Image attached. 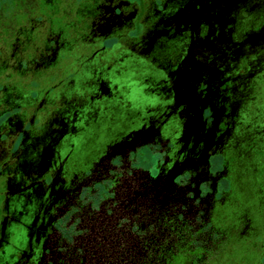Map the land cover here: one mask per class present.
<instances>
[{
	"label": "flooded vegetation",
	"instance_id": "1",
	"mask_svg": "<svg viewBox=\"0 0 264 264\" xmlns=\"http://www.w3.org/2000/svg\"><path fill=\"white\" fill-rule=\"evenodd\" d=\"M17 1L23 21L0 45V100L43 89L41 76L62 68L81 101L44 105L38 151L35 115L17 132L27 109L0 108V264H84L83 233L105 219L142 242L162 234L160 264L219 261L249 237L264 264V0ZM79 9L89 17L62 36ZM122 28L132 36L102 45ZM72 40L75 69L62 52ZM121 59L139 76L112 80ZM70 132L106 142L80 164L62 141ZM148 198L158 199L159 229L144 222Z\"/></svg>",
	"mask_w": 264,
	"mask_h": 264
},
{
	"label": "rangeland",
	"instance_id": "2",
	"mask_svg": "<svg viewBox=\"0 0 264 264\" xmlns=\"http://www.w3.org/2000/svg\"><path fill=\"white\" fill-rule=\"evenodd\" d=\"M138 2L140 3V1L138 0ZM3 3H7V7H3L1 5V8L3 10V13H1L0 15V45H3V43L6 41L7 37L9 36L10 33H12V29L15 28V24L20 23L23 21V11H22V4L18 3L17 0H4ZM75 14V15H74ZM74 15V17H73ZM2 16V17H1ZM84 16V17H83ZM89 15L86 14V10L83 11V9H79V10H73V12H70V20L65 23L62 22L60 24L59 27H61V31H62V36L66 35V31H73L74 33L76 32V30H78V26L81 25V23L79 22L80 20H82L83 18H88ZM57 27V26H56ZM132 33V32H131ZM130 31H125L124 28L122 29H114L112 32L107 33L105 35H102V45L105 47H110L111 45L115 46V44L117 43V39L120 38V36L122 35V38L124 39V36H126L127 38H130L131 35ZM117 37V38H116ZM96 38V37H95ZM79 40V39H78ZM99 40V38H96L94 41ZM93 41V42H94ZM76 41L72 40L71 42H69L67 44V48H62V52H67L69 57H71V67L72 69L77 68L78 63L77 61L75 62L74 60H77L78 58V54L75 53L76 51ZM112 46V47H113ZM84 52H86V49H83ZM109 52V51H108ZM87 53V52H86ZM113 53V52H112ZM111 53H101V56L103 57L102 63L105 60V56L110 55ZM114 54V53H113ZM112 55V54H111ZM113 57V56H112ZM95 60V59H94ZM79 61V60H78ZM84 61V60H83ZM90 61L93 62V58L92 59H86L84 61V64L86 65H90ZM119 62V61H118ZM120 64H122L123 66L121 67H116L113 68L112 70V80H120L123 79L127 76H139V72H136V70H134V63L133 61H130L129 59H127L126 61H124V59L120 60ZM97 65V64H96ZM88 66H85V68H87ZM65 68L69 67V65L66 64V66H64ZM62 68H58L57 69V74L56 75H52L50 80L48 77L46 76H41V82L43 83L42 86L45 88L40 89L38 91H33V92H28L25 91L23 89V91H20V96L21 97H17L16 95L14 96H10L7 97V99L5 101H1L0 100V108L4 107L5 109L9 108V109H13V108H20L21 110L27 109L26 111V116L24 118V121L22 122L20 128H18V130H16L17 132H20L21 129L23 128L24 125H27V122L29 121L31 115L34 116V121L36 122V126L34 127L33 130H35V134L38 136H40V138H38L39 140L34 142L30 147H32V149L38 151L44 144L43 140L45 137L44 135H47V133H49V130L46 127H42L41 130H43V132H38V126L39 123L37 124L38 119L41 116V113L44 111V105L47 104L49 105V103L52 102L53 99H55L54 102V106H50V108L48 109H52L51 111L55 110L56 108H58L60 105H62V100H69L70 102H74L73 104L77 105L80 103L81 100L76 99V94L71 93L68 91L69 87H67L66 84V78H60L61 76V72H62ZM79 74H75L71 79V85L72 84H78L80 83V81L82 80L81 76H82V72L79 71ZM81 74V75H80ZM85 75V74H83ZM44 77V78H43ZM118 86H114L113 90L118 91ZM48 91L47 96H46V101L44 103H42L41 106L38 107V109H34L31 106H37V103L39 102V100L45 96L44 94H46V91ZM73 95V96H72ZM30 97V101L27 102L28 100L25 101V98H29ZM24 98V99H23ZM36 98L34 101L33 99ZM65 98V99H63ZM117 98V97H116ZM62 99V100H61ZM20 104V105H19ZM14 106V107H13ZM52 107V108H51ZM85 110H88V108H86ZM34 114V115H33ZM99 115V114H98ZM95 116H97V113L95 114ZM88 117L91 119V114L88 115ZM89 119V120H90ZM19 121V118H18ZM20 124V121L17 122ZM18 126V125H17ZM95 126V123L90 122L88 124V131L93 130ZM35 141V140H33ZM62 141L64 143V145L68 148V150H72L74 149L72 153L70 154L71 157L74 158H78L77 162L78 163H82V164H88V162L91 161V157L96 153L94 152L95 150H97V148L102 147L103 144L106 142V139H102L99 142V146L98 143H96V141L98 142V138L96 136H89L87 134H74L72 132L68 133L65 135V137L62 138ZM66 148V150H67ZM95 148V150H94ZM64 149V148H63ZM77 156V157H74ZM150 153L148 152L146 154V159L151 160L150 158ZM76 160V159H75ZM243 167V164H241L240 168ZM4 178H5V171H3L2 169V162L0 160V192L2 191V185L4 184ZM5 198H3V195L0 193V210H1V206L2 203L4 202ZM262 230L264 231V228L262 227ZM251 238H245L242 239V241L239 242H235L233 241L228 247H227V251L224 253V255L222 256V258L218 261V260H212L209 264H254L257 257L256 255L259 254V252L257 251V249L255 250V246L252 248V241L250 240ZM255 253V254H254ZM251 259V260H250ZM250 260V261H249Z\"/></svg>",
	"mask_w": 264,
	"mask_h": 264
},
{
	"label": "trees",
	"instance_id": "3",
	"mask_svg": "<svg viewBox=\"0 0 264 264\" xmlns=\"http://www.w3.org/2000/svg\"><path fill=\"white\" fill-rule=\"evenodd\" d=\"M158 203L157 198H148V215L144 217V222H149V229L152 227L159 229L162 225L157 222L154 215L157 212ZM93 229L88 228V233H83V246L79 257L82 259V256H84V264H107L111 261L114 264L161 263L159 260V256L161 257L159 245L162 242V234L149 232L143 237L145 241L142 242L140 236L136 238L132 233L120 230L113 231L108 219L95 223ZM169 238H165L164 241H168ZM144 242L151 244V247L147 248ZM130 244H133L134 248L128 249L126 247ZM69 252L72 254V249ZM71 257H73V254Z\"/></svg>",
	"mask_w": 264,
	"mask_h": 264
}]
</instances>
